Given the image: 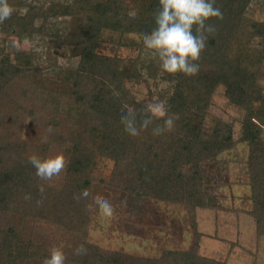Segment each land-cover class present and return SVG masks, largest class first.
<instances>
[{
    "label": "trees",
    "instance_id": "trees-1",
    "mask_svg": "<svg viewBox=\"0 0 264 264\" xmlns=\"http://www.w3.org/2000/svg\"><path fill=\"white\" fill-rule=\"evenodd\" d=\"M254 1L217 0L223 19L208 21L215 32L197 61L199 72L189 76L167 73L159 59L154 63L144 56L142 34L155 26L159 0H72L60 13L9 0L14 9L25 10L13 11L0 23V34L18 40L26 32L43 34L49 17L67 16L69 27L56 30L50 42L71 46L79 60L60 76L35 65L31 50H19L15 61L0 60V264H43L53 247L61 248L65 264H226L199 252L202 234L195 210L211 206L206 202L201 163L216 161L237 142L244 143L247 151L248 214L256 237L264 235V88L260 84L264 20L249 16ZM130 13L135 15L134 24L129 23ZM36 18L42 19L40 26L33 25ZM107 31L119 35L120 46L136 48L137 53L100 52ZM129 34L140 40L122 41ZM143 69L147 77L165 82L166 89L157 99L166 101L174 127L155 135L152 128L163 118L154 117L149 128L132 137L123 130L119 116L129 108L138 117L145 114L149 94L138 99L127 85L145 81ZM218 87L242 111L236 140L231 124L220 117L209 131L204 129ZM60 153L66 167L61 187L55 188L36 175L29 157ZM100 158L112 161L108 178L95 173ZM98 184L117 191L121 201L160 199L181 204L190 222L191 246L146 257L87 241L91 195ZM85 195L88 203L82 204ZM81 249L86 256L75 261Z\"/></svg>",
    "mask_w": 264,
    "mask_h": 264
},
{
    "label": "rangeland",
    "instance_id": "rangeland-1",
    "mask_svg": "<svg viewBox=\"0 0 264 264\" xmlns=\"http://www.w3.org/2000/svg\"><path fill=\"white\" fill-rule=\"evenodd\" d=\"M27 5H44L55 12H62L72 0H23ZM44 3V4H43ZM24 8L14 9L15 13L24 12ZM251 18L264 20V0L252 2L248 9ZM67 16L49 17L44 23L43 34L24 33L16 37H4L0 34V60L15 61L21 49L31 50L34 64L45 67V71L60 76L65 68H75L79 57L71 52V46L56 44L51 35L56 30L69 27ZM41 18H36L33 25L40 26ZM137 36H124L122 41ZM98 50L103 53H118L123 56H134L136 48L122 47L119 35L113 32L103 33V42ZM147 60L157 62V56L144 46ZM155 56V57H154ZM143 74L145 70L143 69ZM260 84L264 88V67ZM54 87V81L49 82ZM136 98L141 99L149 94L148 103L166 89L165 82L157 77H147L145 81L127 84ZM220 117L231 124L233 138L240 133L242 111L230 104L223 95V88L218 87L213 93L204 122V129L209 131L214 119ZM246 145L237 142L234 147L218 155L216 161L205 160L201 163L206 184L204 192L206 202L211 206L196 208L197 229L202 236L199 241V252L202 255L225 261L226 264H264V235L256 237L252 217L248 214L251 199L246 173ZM112 161L100 158L95 173L108 178ZM63 170L51 179H42L44 183L55 188L62 185ZM91 195V220L87 227V241L102 248L122 250L138 256L156 257L164 249H187L191 246L192 232L185 208L178 203L158 199L131 201L119 199L115 190L98 184ZM107 198L115 207L111 218L99 216L92 209L96 200Z\"/></svg>",
    "mask_w": 264,
    "mask_h": 264
},
{
    "label": "clouds",
    "instance_id": "clouds-1",
    "mask_svg": "<svg viewBox=\"0 0 264 264\" xmlns=\"http://www.w3.org/2000/svg\"><path fill=\"white\" fill-rule=\"evenodd\" d=\"M216 3L217 0H159L158 9L153 14L155 26L150 32L142 34V42L158 57L163 71L170 74L180 72L189 76L199 72L197 61L206 47L209 35L215 32L214 25L208 21L210 18L223 19V12ZM13 11L9 0H0V23L10 18ZM135 22V15L130 13L129 23ZM143 112L145 114L138 117L137 112L129 108L119 116L125 133L132 137L138 136L141 129L149 128L154 117L163 118L162 124L152 128L155 135L171 131L174 127V116L168 114L164 100L149 102ZM29 162L41 179H51L66 167L62 153L44 158L32 155ZM81 203L87 204L88 196H83ZM91 207L104 218H111L115 214V207L107 198L94 201ZM85 256L86 252L81 249L73 259L82 261ZM43 264H65L61 248L50 249Z\"/></svg>",
    "mask_w": 264,
    "mask_h": 264
}]
</instances>
